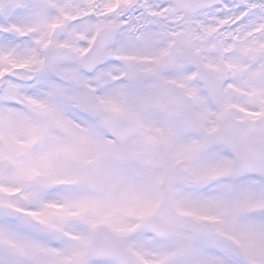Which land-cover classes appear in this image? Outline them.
Wrapping results in <instances>:
<instances>
[{"label":"snow or ice","instance_id":"snow-or-ice-1","mask_svg":"<svg viewBox=\"0 0 264 264\" xmlns=\"http://www.w3.org/2000/svg\"><path fill=\"white\" fill-rule=\"evenodd\" d=\"M0 264H264V0H0Z\"/></svg>","mask_w":264,"mask_h":264}]
</instances>
